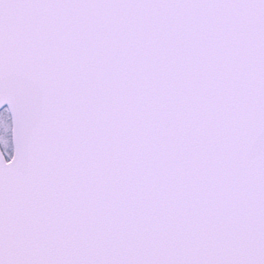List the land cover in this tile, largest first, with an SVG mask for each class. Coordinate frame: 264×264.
I'll list each match as a JSON object with an SVG mask.
<instances>
[{
  "label": "snow or ice",
  "instance_id": "obj_1",
  "mask_svg": "<svg viewBox=\"0 0 264 264\" xmlns=\"http://www.w3.org/2000/svg\"><path fill=\"white\" fill-rule=\"evenodd\" d=\"M0 264H264V0H0Z\"/></svg>",
  "mask_w": 264,
  "mask_h": 264
}]
</instances>
